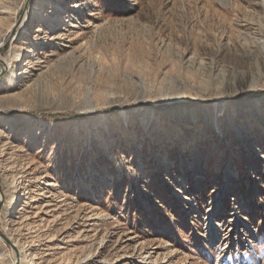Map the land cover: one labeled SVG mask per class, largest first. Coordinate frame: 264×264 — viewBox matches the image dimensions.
Listing matches in <instances>:
<instances>
[{
    "label": "rangeland",
    "instance_id": "374dc122",
    "mask_svg": "<svg viewBox=\"0 0 264 264\" xmlns=\"http://www.w3.org/2000/svg\"><path fill=\"white\" fill-rule=\"evenodd\" d=\"M263 43L264 0H0V264H264Z\"/></svg>",
    "mask_w": 264,
    "mask_h": 264
},
{
    "label": "bare ground",
    "instance_id": "6f19581e",
    "mask_svg": "<svg viewBox=\"0 0 264 264\" xmlns=\"http://www.w3.org/2000/svg\"><path fill=\"white\" fill-rule=\"evenodd\" d=\"M55 3H53V6H52L50 12L48 13V15L46 16V18H47V22L50 21V28L51 29L55 28L53 30L54 34L60 35L61 32H60V30H57V29L62 25V21L64 20V17L62 15V8H60V6L56 5ZM44 4H46V3H42V6H44ZM91 14H95V12H92ZM61 19H62V21H61ZM88 21H91V20H88ZM70 25L73 26L74 22H72ZM95 29L98 30L99 28L96 26ZM261 42H263V41H261ZM31 48H32L33 52L37 50L34 41H32V43H31ZM76 57H77L76 56V51L73 50V51L70 52L68 57L65 58L66 60L68 59L70 61V63H68V64L72 68H74L75 58ZM38 58H39V56H38ZM10 64L11 63L8 64V62H6L3 58H1L0 65L4 66L5 69L9 68ZM91 64H93L91 70H93L94 74H95V72L97 71L98 68H102L101 64H98V66H94V63H92V62H91ZM52 66L57 68L58 65L57 64H53ZM193 68H194V66L191 65V64L188 66L189 70H191ZM50 69H52V68H50ZM15 72H16L15 70H12L13 75L12 76L9 75L10 81H15V75H14ZM29 90H30V86L27 85L24 89H22V91L20 93H17V96L25 97L29 93ZM218 128H220V127H218ZM105 144H106V142H105ZM10 157L13 160H15L14 158L16 157V155H11ZM224 191H225L224 187H222V189H220V191L215 195L213 200L210 202L209 206L207 207V211H206L205 214L201 213L199 207L197 205H195V207L197 209V212H199L198 216L201 217L204 220V223L206 225V230H207L206 232H207L208 238L210 239V243H211L209 246H207L209 248V250H210V247H214V248L218 247L219 243L226 237V234L223 233L224 224L218 219V216H217L218 215L217 212L220 210V207H221V201H222L221 197L223 196V192ZM244 207L247 208L248 206H245L244 202H239V204L234 207V215L237 214L239 216L240 215V211H243ZM41 222L42 223H40V227L45 226V223H44L43 219H42ZM239 222L240 221H237L236 219L233 220L232 226H234L235 224L237 225ZM243 223L245 225V230L248 233L250 239L251 240H255L256 238H258V233H257L255 227L250 222L244 221ZM102 241H103V239H102ZM15 245H17V247H19V249H18L19 252L22 251V248L20 247L19 241L15 240ZM32 262H33V258L28 253L21 252V259L17 260V262H14V264L15 263L16 264H32ZM220 262H221V259H219V264H221Z\"/></svg>",
    "mask_w": 264,
    "mask_h": 264
}]
</instances>
